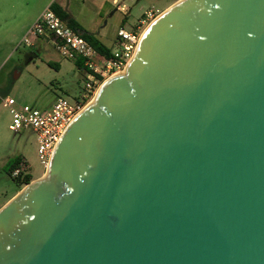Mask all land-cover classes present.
Masks as SVG:
<instances>
[{
	"label": "water",
	"instance_id": "obj_1",
	"mask_svg": "<svg viewBox=\"0 0 264 264\" xmlns=\"http://www.w3.org/2000/svg\"><path fill=\"white\" fill-rule=\"evenodd\" d=\"M90 102L0 264H264V0L176 1Z\"/></svg>",
	"mask_w": 264,
	"mask_h": 264
},
{
	"label": "rangeland",
	"instance_id": "obj_2",
	"mask_svg": "<svg viewBox=\"0 0 264 264\" xmlns=\"http://www.w3.org/2000/svg\"><path fill=\"white\" fill-rule=\"evenodd\" d=\"M118 1L124 5L123 11L117 9L116 5L104 3L103 15L97 14V0H69L68 3L70 11L84 29L89 32L94 30L96 33L101 31L100 34L97 33L100 39L112 48L120 26L135 30L152 13L147 19L148 26L155 17L178 0ZM28 27L23 31L20 26L8 36L3 35L0 45V97L2 99L8 94L16 99V104L9 107H5L0 100V209L26 185L19 186L9 174L6 165L11 158L22 156L23 161L29 165L31 181L46 173L38 159L33 131L26 129L15 132L10 129L14 111L25 105L49 107L57 96L74 99L78 97L89 76L88 71L79 69L74 60L61 57L59 69L50 65L48 61H55L52 59L58 56L45 45L30 47L21 43ZM95 95L96 93L91 102Z\"/></svg>",
	"mask_w": 264,
	"mask_h": 264
},
{
	"label": "built area",
	"instance_id": "obj_3",
	"mask_svg": "<svg viewBox=\"0 0 264 264\" xmlns=\"http://www.w3.org/2000/svg\"><path fill=\"white\" fill-rule=\"evenodd\" d=\"M114 3L117 9H125L119 1L114 0ZM151 14L135 30L120 26L110 55L98 51L83 32L69 25L50 6L28 27L21 43L33 47L38 40H43L62 58L74 61L81 59L84 69L89 73L78 97L57 96L49 107L25 105L12 115L11 130L18 132L30 129L35 134L38 159L44 170L48 168L54 150L70 122L83 111L101 84L122 71L132 59ZM1 101L5 107L16 104V99L8 95ZM27 173H30L29 165L22 161L12 175L18 177Z\"/></svg>",
	"mask_w": 264,
	"mask_h": 264
},
{
	"label": "crops",
	"instance_id": "obj_4",
	"mask_svg": "<svg viewBox=\"0 0 264 264\" xmlns=\"http://www.w3.org/2000/svg\"><path fill=\"white\" fill-rule=\"evenodd\" d=\"M69 0H0V45L3 41V35L8 36L13 30H16L17 27L22 26L23 31L30 26V23L35 21L37 17L48 7L52 2H57L61 7L70 13L74 17L73 13L70 11L68 3ZM97 14L103 15L104 3L115 5L114 0H97ZM118 1V0H117ZM103 2V4H102ZM85 3V2H83ZM103 5V6H102ZM75 18V17H74ZM77 20V18H76ZM80 23V22H79ZM81 24V23H80ZM83 27V25L81 24ZM84 28V27H83ZM95 33L100 39L99 35L101 31L97 34L96 31H90ZM101 40V39H100ZM116 37L114 39V42ZM102 41V40H101ZM45 45L53 52L54 50L43 40H38L35 46ZM33 46V47H35ZM57 55V53H56ZM53 58L61 66L60 56ZM33 57V56H32Z\"/></svg>",
	"mask_w": 264,
	"mask_h": 264
},
{
	"label": "trees",
	"instance_id": "obj_5",
	"mask_svg": "<svg viewBox=\"0 0 264 264\" xmlns=\"http://www.w3.org/2000/svg\"><path fill=\"white\" fill-rule=\"evenodd\" d=\"M50 7L58 14L60 15L62 18L66 19L67 22L69 23V25H71L72 27L80 30L81 32H83L84 37L90 41L94 47L105 54L110 55L111 54V50L112 48L108 45H106L103 41H101L98 36L95 33L89 32L87 30H85L80 24L79 22L70 15V13L68 11H66L63 7H61L57 2H52L50 4ZM48 63L54 67H56L57 69H59V64L53 61H48ZM76 65L79 69H84V63L81 59L76 60ZM8 94H5L4 96L6 97ZM1 100V97H0ZM23 161L22 156L18 155L15 156L13 158H11L6 167L7 170L9 171V174L16 180L17 184L19 186L23 185V184H28L31 180H32V174L31 173H27V174H21L18 177H14L12 175V172L15 168H17L19 166V164Z\"/></svg>",
	"mask_w": 264,
	"mask_h": 264
},
{
	"label": "bare ground",
	"instance_id": "obj_6",
	"mask_svg": "<svg viewBox=\"0 0 264 264\" xmlns=\"http://www.w3.org/2000/svg\"><path fill=\"white\" fill-rule=\"evenodd\" d=\"M121 72H123V70H122ZM117 73H118V72H117ZM96 93H97V92H96ZM94 98H95V97H94ZM93 100H94V99H93ZM93 100H92V101H93ZM44 176H46V173H45V175H44ZM44 176H43V177H44ZM41 178H42V177H41Z\"/></svg>",
	"mask_w": 264,
	"mask_h": 264
}]
</instances>
